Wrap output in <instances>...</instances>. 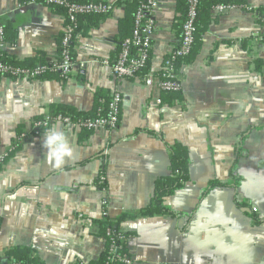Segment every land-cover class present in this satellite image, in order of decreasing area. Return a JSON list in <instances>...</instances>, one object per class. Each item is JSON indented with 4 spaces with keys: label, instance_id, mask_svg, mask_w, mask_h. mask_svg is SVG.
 Instances as JSON below:
<instances>
[{
    "label": "crops",
    "instance_id": "1",
    "mask_svg": "<svg viewBox=\"0 0 264 264\" xmlns=\"http://www.w3.org/2000/svg\"><path fill=\"white\" fill-rule=\"evenodd\" d=\"M156 2L148 60L153 73L179 43L176 0ZM244 2L243 8L212 9L198 54L180 69V98L171 103L141 78L118 79L109 65L93 62L115 60L128 33L122 5L76 37L65 80L0 77V153L25 134L0 168V258L10 247L27 246L44 264L99 260L101 223L149 203L155 179L167 173L163 141H180L189 149V181L165 198L179 215L137 216L118 224L133 264H264V19L254 11L264 0ZM0 21L10 56L41 51L50 57L65 16L40 2L0 0ZM99 88L121 95L115 130L83 135L75 126L54 123L32 135L34 117L46 116L52 103L89 111ZM53 127L72 149L59 167L42 146ZM135 129L160 133L163 140ZM231 171L240 178L236 187H215L200 198L209 180L226 182ZM100 172L106 194L95 185ZM105 195L107 219L100 206ZM197 215L210 226L208 238L182 233Z\"/></svg>",
    "mask_w": 264,
    "mask_h": 264
},
{
    "label": "trees",
    "instance_id": "2",
    "mask_svg": "<svg viewBox=\"0 0 264 264\" xmlns=\"http://www.w3.org/2000/svg\"><path fill=\"white\" fill-rule=\"evenodd\" d=\"M77 1L78 2L92 1L94 3H102V4L109 3L101 0H77ZM146 2L147 0H115L110 4L111 9L105 13L90 12V13L78 14L76 15L75 28L71 33V38L69 39V41L63 45L62 44V39L64 36L63 31L57 35L56 49L53 56L49 57L48 55L40 51L37 52L36 55L31 57L15 59L14 57L6 53L4 49H1L0 62L11 68H20V69L34 68L36 66L42 65L45 66V68L38 75L37 79H55V80L63 81L69 75H62L59 71H53L51 69L56 62L61 60L64 51H67L69 58L75 61L74 45L76 42V37L78 35H84L88 32L89 27L97 26L110 13V11L115 5H122L124 7V17L122 18L121 23L123 22V24L126 26V29H128L127 35L122 38L123 40L124 38L129 37L131 34V31L133 29L135 12L140 6L145 5ZM218 4H223L228 7H242V8L246 7L244 0H197L196 16L194 19L195 30L193 32V41L189 53L186 56L175 59L172 62V67H175V69L177 70L181 69L183 65L189 64L195 59L201 47L203 35L206 29L208 28L209 24L213 21L212 9ZM52 9L55 12L63 14L67 19L65 8L53 7ZM175 11H176V15H175L176 18L174 21V28L176 30V33L178 34L180 41L182 36L183 21L185 20L187 13V0H176ZM254 11L257 13L259 21L264 19V6L255 8ZM86 20H91V21L89 24L82 25V23ZM65 23H67V20L65 21ZM11 41L14 43V38ZM148 63L149 61H147L144 67L140 69L139 74L144 75L146 73H151L153 75H156L157 73L161 72V68L159 71L155 73L150 72L148 69L149 67ZM180 92H181L180 90L178 92L162 91L164 99L170 103L172 102L173 98H180ZM109 97L110 95L107 91L99 88L96 89L93 93V107L91 110L81 111L70 105L52 103L49 106V112L46 115V117L51 123L53 122V124L56 123V121L61 119L62 117H68L71 123L73 124V126H75L76 124H80L81 122L87 119L104 117V115L106 114V105ZM43 118L44 115H40L34 117L33 121L42 120ZM78 128L80 130V134L83 133V135H86L89 132L93 131L92 129H88L82 126ZM47 129L43 128L41 130H47ZM141 131H144L151 136L163 140L160 133L147 129H135L134 133ZM83 135H81V137H85ZM163 143L165 144V147L168 150L167 173L155 179L152 196L149 203L141 207L136 213H123L117 216L116 218H114L113 221L106 220L104 223L102 222L100 229L101 235H104V231L108 228V226L114 228L115 231L117 232L118 224L121 221L128 218L129 219L136 218L137 216H153L157 214H167L171 216L179 215V213L171 210L168 206H166L165 198L173 194L176 190L182 188L189 181V165H190L189 149L185 144H183L180 141H173L172 143H166L163 141ZM17 148L18 145L13 149V151L8 153L6 156L0 157V168L5 164L9 156ZM97 179L95 180V185L98 189L106 187L105 182H101L100 184L98 183ZM239 182H240V178L237 175H234L233 171H231L230 178L226 182L219 181L216 179L209 180L206 184V187L201 191L200 198H202L212 188L224 187V186H230L234 188L238 185ZM238 205L242 206L239 203ZM252 211L254 210L252 209ZM253 218L256 223L259 222V220L255 218V216H253ZM102 259H100V261ZM11 262L44 264L39 260V258L33 252V250L27 246H13L7 249L4 252V256L0 258V264H10Z\"/></svg>",
    "mask_w": 264,
    "mask_h": 264
},
{
    "label": "built area",
    "instance_id": "3",
    "mask_svg": "<svg viewBox=\"0 0 264 264\" xmlns=\"http://www.w3.org/2000/svg\"><path fill=\"white\" fill-rule=\"evenodd\" d=\"M23 3L40 2L51 8L61 7L65 8L67 23L63 27V39L62 44H66L71 38V33L75 28L76 15L81 13L90 12H107L111 9V3L102 4L89 2H78L77 0H22ZM196 3L197 0H187V13L186 18L182 25V36L178 46L163 59L161 66V72L153 75L146 73L144 75L139 74L140 69L144 67L150 57L152 38L155 31V24L152 19L153 11L157 6L156 0H147L145 5L140 6L135 12L133 29L129 37L124 38L119 47L118 54L112 63H109L107 59H94L93 62H99L111 67L112 74L118 79H132L139 77L141 81L151 87H156L159 91L178 92L182 87L183 76L180 73V69L172 67V62L180 57L186 56L189 53L192 41L194 19L196 16ZM233 7H228L223 4H218L214 9L218 12L228 10ZM4 27L0 21V50L4 46ZM74 61L69 58L68 52L64 51L60 61L56 62L52 69L53 71H59L62 75H69L73 67ZM80 66H82L80 64ZM45 66L39 65L34 68H11L0 62V75L1 77L9 78H21L25 80L37 79L38 75L44 70ZM121 95L119 92H112L106 105V114L104 117H97L94 119H87L80 124H76L75 127H86L88 129H107L114 130L119 123V113L121 105ZM56 123H63L65 125L73 126L68 117H62L57 120ZM53 125L46 116L42 120H36L32 123V135H37L41 129L50 128ZM25 139V134L21 133L17 135L10 146L0 153V157L6 156L8 153L22 143ZM98 183L105 182L103 173L97 176ZM106 194V187L100 189ZM101 215L104 218L107 217L108 199L105 195L101 201ZM210 226L204 219V216L197 215L195 218L189 220L183 229L184 235H194L198 238H208L210 235ZM104 248L100 261L95 262H79V264H133V260L125 245L127 237L119 231H115L114 228L108 226L103 235ZM10 264H34V263H16Z\"/></svg>",
    "mask_w": 264,
    "mask_h": 264
},
{
    "label": "clouds",
    "instance_id": "4",
    "mask_svg": "<svg viewBox=\"0 0 264 264\" xmlns=\"http://www.w3.org/2000/svg\"><path fill=\"white\" fill-rule=\"evenodd\" d=\"M43 147L48 149L47 158L54 166L59 167L65 163L66 158L72 155V149L69 146L64 134L53 127L45 133Z\"/></svg>",
    "mask_w": 264,
    "mask_h": 264
},
{
    "label": "rangeland",
    "instance_id": "5",
    "mask_svg": "<svg viewBox=\"0 0 264 264\" xmlns=\"http://www.w3.org/2000/svg\"><path fill=\"white\" fill-rule=\"evenodd\" d=\"M107 130V129H106ZM115 130V129H114Z\"/></svg>",
    "mask_w": 264,
    "mask_h": 264
}]
</instances>
